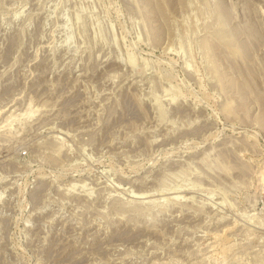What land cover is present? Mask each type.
<instances>
[{"label":"rangeland","instance_id":"obj_1","mask_svg":"<svg viewBox=\"0 0 264 264\" xmlns=\"http://www.w3.org/2000/svg\"><path fill=\"white\" fill-rule=\"evenodd\" d=\"M262 173L264 0H0V264H264Z\"/></svg>","mask_w":264,"mask_h":264},{"label":"bare ground","instance_id":"obj_2","mask_svg":"<svg viewBox=\"0 0 264 264\" xmlns=\"http://www.w3.org/2000/svg\"><path fill=\"white\" fill-rule=\"evenodd\" d=\"M131 61L134 62L132 59H131ZM262 176H264L263 173H262ZM263 179H264V178H263ZM263 179H262V180H263ZM262 180H261V181H262ZM261 183H262V182H261ZM261 187H262V186H261ZM191 199H192V198H191ZM233 257H235V256H233Z\"/></svg>","mask_w":264,"mask_h":264}]
</instances>
